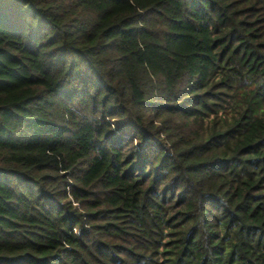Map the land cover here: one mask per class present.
Returning a JSON list of instances; mask_svg holds the SVG:
<instances>
[{"label":"trees","instance_id":"1","mask_svg":"<svg viewBox=\"0 0 264 264\" xmlns=\"http://www.w3.org/2000/svg\"><path fill=\"white\" fill-rule=\"evenodd\" d=\"M0 264H264V0H0Z\"/></svg>","mask_w":264,"mask_h":264}]
</instances>
